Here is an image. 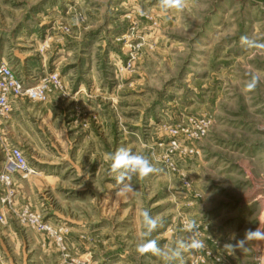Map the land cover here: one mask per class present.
<instances>
[{
    "label": "rangeland",
    "instance_id": "1",
    "mask_svg": "<svg viewBox=\"0 0 264 264\" xmlns=\"http://www.w3.org/2000/svg\"><path fill=\"white\" fill-rule=\"evenodd\" d=\"M242 36L264 43V0H0V65L46 87L0 119V264H165L137 251L144 210L162 247L196 221L182 264H264V238L224 246L264 231V48ZM120 147L156 171L117 195Z\"/></svg>",
    "mask_w": 264,
    "mask_h": 264
},
{
    "label": "clouds",
    "instance_id": "2",
    "mask_svg": "<svg viewBox=\"0 0 264 264\" xmlns=\"http://www.w3.org/2000/svg\"><path fill=\"white\" fill-rule=\"evenodd\" d=\"M185 2L186 0H160L163 8H175L177 10L183 9ZM241 43L247 47L264 48V43L252 40L248 36H242ZM258 83H260L259 77L253 76L246 85L247 90H254ZM106 159L110 162V173L114 175L119 185L117 195L135 191V186L132 183L133 177L143 179L156 171L146 156L134 153L126 147H120L115 152L108 153ZM142 218L144 231L141 234L140 242L137 244V251L141 254L152 253L162 258L165 264H177V261L182 264L185 251L205 247L203 240L196 239L198 226L195 220H189L186 224V231L189 235L178 239L175 246L169 248L167 246L162 247L157 240L150 238L151 234L162 224V220L152 216L147 210L142 212ZM253 238H264V231L259 227L255 230H246L243 239L237 240L235 244L226 243L224 246L236 250L242 248L247 240Z\"/></svg>",
    "mask_w": 264,
    "mask_h": 264
},
{
    "label": "built area",
    "instance_id": "3",
    "mask_svg": "<svg viewBox=\"0 0 264 264\" xmlns=\"http://www.w3.org/2000/svg\"><path fill=\"white\" fill-rule=\"evenodd\" d=\"M46 87L37 86L28 90L23 89V84L10 67L0 65V119L7 117L12 112L16 100L25 96L34 102L44 99ZM22 153L18 149H11L5 166L6 174L27 172Z\"/></svg>",
    "mask_w": 264,
    "mask_h": 264
}]
</instances>
